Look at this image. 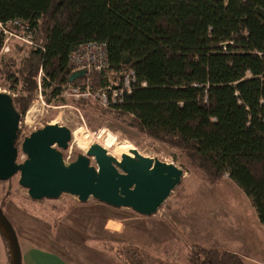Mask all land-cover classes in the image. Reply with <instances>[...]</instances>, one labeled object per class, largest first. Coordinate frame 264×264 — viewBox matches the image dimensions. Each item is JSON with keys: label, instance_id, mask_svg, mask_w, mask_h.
<instances>
[{"label": "trees", "instance_id": "obj_1", "mask_svg": "<svg viewBox=\"0 0 264 264\" xmlns=\"http://www.w3.org/2000/svg\"><path fill=\"white\" fill-rule=\"evenodd\" d=\"M16 19L33 40L18 64L0 59V86L16 93L21 114L38 73L42 97L62 102L61 90L81 80L68 81L70 54L104 43L107 67L90 75L91 88L110 96L132 73L107 110L177 150L207 184L227 177L264 228V0H0V22ZM190 255L189 264H245L216 248ZM117 256L153 264L135 247Z\"/></svg>", "mask_w": 264, "mask_h": 264}, {"label": "rangeland", "instance_id": "obj_2", "mask_svg": "<svg viewBox=\"0 0 264 264\" xmlns=\"http://www.w3.org/2000/svg\"><path fill=\"white\" fill-rule=\"evenodd\" d=\"M8 44L6 56L0 59L10 57L18 64L27 55L21 51L24 46L14 39ZM95 73L98 72L91 75ZM40 78L38 73L33 99L20 117L19 147L33 130L45 124H57L69 129L72 135L85 132L89 142H96L118 160L129 146L144 156L176 164L185 174L159 211L149 217L92 199L81 204L71 195L32 201L19 186L17 176L0 181V205L22 246L41 244L75 264H123L117 252L129 247L145 253L153 264H189L191 252L202 248L238 254L245 264H264V228L258 223L247 196L227 177L213 185L207 184L177 150L148 138L130 126L128 118L115 116L91 96L80 103L71 96L62 102L48 103L42 97ZM0 92L16 96L3 86ZM72 144L69 142L68 149L62 151L67 162L77 156ZM18 157L19 161L25 158L20 151ZM239 199L248 202L254 218L247 217ZM113 222L121 223L119 231L112 230L116 228ZM4 241L0 236V264H9Z\"/></svg>", "mask_w": 264, "mask_h": 264}, {"label": "water", "instance_id": "obj_3", "mask_svg": "<svg viewBox=\"0 0 264 264\" xmlns=\"http://www.w3.org/2000/svg\"><path fill=\"white\" fill-rule=\"evenodd\" d=\"M85 73L84 69L74 71L68 81ZM20 117L12 95L0 92V181L18 174L19 186L32 201L71 195L81 204L92 199L149 217L159 211L185 174L176 164L144 156L134 148L117 160L98 144L73 138L69 129L57 124L33 130L17 147ZM69 142L77 156L67 162L62 151ZM18 149L25 156L22 162H17ZM239 204L247 217L254 218L248 202L239 199ZM0 236L9 251L8 263L21 264L19 239L1 205Z\"/></svg>", "mask_w": 264, "mask_h": 264}, {"label": "built area", "instance_id": "obj_4", "mask_svg": "<svg viewBox=\"0 0 264 264\" xmlns=\"http://www.w3.org/2000/svg\"><path fill=\"white\" fill-rule=\"evenodd\" d=\"M32 32L27 27L25 22L21 20H13L6 23L0 22V36L2 37V46L0 48V56L5 55L9 50V41L14 39L19 41L21 46V51L27 54V46L32 44ZM106 47L104 43L87 42V44H81L76 47V49L69 56V64L71 67V72L77 71L79 69L85 70V75L80 77L81 80L76 84L68 83L60 92L59 96L65 99L67 96H71L73 99L78 100L79 98H90L93 97L101 106L108 107V103H113L118 99L117 97L123 94L125 90H129L130 76L132 73L124 74L122 77V86L114 83L108 86L106 90L110 93V96L105 92L104 89L94 90L91 88L89 80L90 75L96 71L100 73V70L107 67ZM12 56V54H10ZM85 79V81H82ZM116 86V87H114ZM40 96V95H39Z\"/></svg>", "mask_w": 264, "mask_h": 264}, {"label": "crops", "instance_id": "obj_5", "mask_svg": "<svg viewBox=\"0 0 264 264\" xmlns=\"http://www.w3.org/2000/svg\"><path fill=\"white\" fill-rule=\"evenodd\" d=\"M81 205V204H80ZM104 205V204H103ZM85 206L84 204L80 207ZM106 206V205H105ZM108 206V205H107ZM110 220L107 218V225ZM116 225L114 231H119L121 223L113 222ZM52 238H48L47 240ZM21 250V264H75L66 260L62 253L54 251L52 249H46L41 246V244L29 243L26 246H22L19 243Z\"/></svg>", "mask_w": 264, "mask_h": 264}, {"label": "bare ground", "instance_id": "obj_6", "mask_svg": "<svg viewBox=\"0 0 264 264\" xmlns=\"http://www.w3.org/2000/svg\"><path fill=\"white\" fill-rule=\"evenodd\" d=\"M73 137H75V138H82L83 139V141L84 142H86V144H88V145H92V143L91 142H89V140L87 139V134L85 133V132H79V134L78 135H72ZM91 141V140H90ZM94 143H96V142H94ZM97 144V143H96ZM99 145V144H98ZM100 146V145H99ZM103 149H105V148H103ZM130 149H132L131 147H127V149H125L124 150V154H127V153H129L128 151L130 150ZM106 150V149H105ZM131 155V154H130ZM113 156V155H112ZM114 157V156H113ZM115 158V157H114ZM115 159H117V158H115ZM118 160V159H117Z\"/></svg>", "mask_w": 264, "mask_h": 264}, {"label": "flooded vegetation", "instance_id": "obj_7", "mask_svg": "<svg viewBox=\"0 0 264 264\" xmlns=\"http://www.w3.org/2000/svg\"><path fill=\"white\" fill-rule=\"evenodd\" d=\"M16 133H17V135H18V131H17ZM15 145H16L17 147H19V145H18V136H17L16 142H15ZM18 155H19V149H18V152H17V162H22V161H19V157H18ZM14 176H17V177H18V174L14 175Z\"/></svg>", "mask_w": 264, "mask_h": 264}]
</instances>
